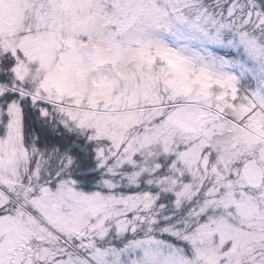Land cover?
Returning <instances> with one entry per match:
<instances>
[{"label":"snow or ice","instance_id":"1","mask_svg":"<svg viewBox=\"0 0 264 264\" xmlns=\"http://www.w3.org/2000/svg\"><path fill=\"white\" fill-rule=\"evenodd\" d=\"M0 264H264V0H0Z\"/></svg>","mask_w":264,"mask_h":264}]
</instances>
